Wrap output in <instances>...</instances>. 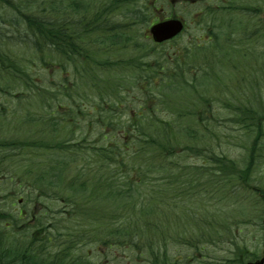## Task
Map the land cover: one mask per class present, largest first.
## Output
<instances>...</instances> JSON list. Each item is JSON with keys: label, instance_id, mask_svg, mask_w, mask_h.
Wrapping results in <instances>:
<instances>
[{"label": "rangeland", "instance_id": "1", "mask_svg": "<svg viewBox=\"0 0 264 264\" xmlns=\"http://www.w3.org/2000/svg\"><path fill=\"white\" fill-rule=\"evenodd\" d=\"M23 1L28 5L31 4L29 10L36 11L38 8L46 6L48 0ZM246 1L248 4L237 8L232 13L209 14L204 18L205 20L194 23L190 19L201 17V13L196 10L202 3H196L184 10L182 4L175 5L171 0H138L139 5L150 7L149 11H146L143 18L136 20L134 27L123 38L126 40L122 39L120 45H117L120 52H116V49L110 50L111 58L121 61L116 70L125 78L121 90L125 109L124 111L118 110L119 113H113L115 123L120 122L118 125L123 122L129 124L131 113L139 111L145 105V101L152 103L145 94L146 91L149 94L150 92L145 87L137 86L136 81L141 77L147 78L151 73L159 74V70L163 72V66L169 69L182 56L184 63L185 61L190 62L185 66L186 69L184 68V81L172 82L171 85L162 84L156 88L155 84H151L150 87L154 88V92L177 97L176 102L181 106L186 100L182 97L185 94L200 92L206 96L207 102L211 103L207 109L210 111L207 114L211 115L213 111L217 116L216 120L214 118L204 120L205 124L212 125L215 132L206 139L210 141L213 137L211 147L216 150V153L232 158V163L229 164L230 168L226 167L228 172L220 173L218 171L219 174H217L210 171L211 175H205L204 170L200 169V183H195L193 189L187 191V197L184 199L179 196L173 197L180 194L172 193L169 190L166 191L169 194L167 199L173 198L168 203V207L163 201L157 200L155 206L150 205L147 208L148 211H152L151 216L156 218H153L155 226L148 231L143 228L141 234L149 237L155 234L159 238V230L167 229L169 233V242L166 246V249L168 248L167 258L169 261H174L175 264L226 261L229 262L227 264H232L231 258L238 264L239 257L238 259L235 257V252L250 250L251 255L255 258L261 254L264 248V150L261 152L263 157L255 165L256 169L250 172L251 168L247 172L249 150L255 135L243 129L237 122V116L234 117V114L238 112L236 106L239 108L242 102L246 103L249 99L252 101L249 106L253 105V108L260 112L258 116H264V11L261 10L264 8V4H262V0H254L256 5L253 3L250 5L251 0ZM7 6V0L0 2L1 35L11 34L16 29L11 21L16 20L17 16ZM58 6H61V3ZM180 9L187 11L185 17L189 21L186 29L174 40L155 45L148 33L150 21L155 17L167 16L173 10L177 12ZM228 12L231 11L228 10ZM246 18L248 21H245ZM18 45L23 44L12 39L9 41V46L12 49ZM110 45L111 43L108 41L104 46L101 44L100 52L108 51ZM140 45L143 46L145 52L141 61L139 60V57L142 56ZM27 56L28 58L30 56V71L32 79L35 81L34 86H38L44 97L34 92H26L22 96L24 86L15 88L11 84L7 87L4 78L0 81V141L4 144L3 147H0V164H3L6 169L0 173V218L9 219L0 220V223H12L13 218H17L18 211L21 209L28 210L29 217L38 208V213H41L40 217L46 218L44 219L45 223L52 219H60L63 224L68 223L69 220L74 224L81 221L82 218H75L72 215L71 218L68 217L67 213L71 205H67L60 197L62 192L65 198L71 195L72 190H70L69 184L55 181L54 178H47V176L41 177L42 181L36 185L44 187L41 192L43 195L38 197L37 202L36 199H33L31 202L25 201L24 203L20 202V198L27 194L23 191L27 187L25 185L17 186L14 176L17 179L22 176L26 177L25 174L31 166L36 170L35 167L48 158L52 159V156L57 154L56 152L43 153L39 149H32L31 147L38 141H52L57 133L71 137L80 134L81 137H86L87 145L93 148L96 142L98 144L96 140H100L101 133L105 131L107 136H110L111 129H103L104 124L95 127L94 118L91 121V116L88 114L85 117L78 116L76 107L74 105L70 107V100L72 102H77L78 99L84 100L79 93H75L73 97L68 96V92L73 90L71 86H74L77 92H87L88 103L86 100L85 102L88 108L85 109L86 113L90 110L89 106L92 100V95L89 93H93L75 77V62L66 63L68 66L61 63L60 66L52 61L42 63L32 54ZM193 59L197 65L196 68L190 66ZM80 61L86 62V60ZM146 64L149 66L146 67ZM146 78H141L138 83L140 84ZM60 83L59 90L56 84ZM77 83L81 84L80 86L83 88L78 87ZM254 88L260 92L252 93ZM57 91H59L58 96ZM105 99L108 100L109 97ZM115 99V97H111L108 101L109 105ZM183 104L188 106L187 101ZM104 106L106 105L104 104ZM186 106L182 108H186ZM158 108L162 107L158 106ZM157 111L159 117L166 118L173 115L171 111ZM107 114L109 115L108 112ZM72 118H76L75 124L74 122L67 124ZM261 123L264 125V122ZM73 127L76 128L72 136ZM215 135L217 142L213 143ZM192 142H198V139L194 138ZM34 150L36 157L30 158ZM79 157L82 156L76 155V157L68 158L69 172L72 173L75 160L76 163H79ZM195 160V157L190 155L187 162L191 164ZM35 162L36 164L33 165ZM155 176H158L156 178L160 177L159 173L152 175L151 172V178H148L146 188L153 190L152 188L155 187L157 190L161 186L158 184L162 182L161 177L155 179ZM87 185L91 186L89 182ZM15 189L18 190L14 194L12 191ZM253 190H256L258 194L252 195L251 191ZM32 193L40 194L37 190ZM105 193L100 194L99 192L100 195L87 202L90 205H106L109 209L121 206L122 202L124 204V195L107 196L108 192L105 191ZM174 199L176 202H173ZM74 201L83 205L79 196ZM60 210L62 211L60 212ZM123 219L113 218L118 222ZM84 220L87 219L84 218ZM137 220L140 224L144 223L141 218H135V221ZM23 223L24 219H20L17 222V227L20 228ZM213 224L214 228H212ZM33 229L32 225L26 230L31 232ZM96 233L105 239L106 235L111 234L112 231L107 226H101ZM12 235L15 238V234L12 233ZM176 236L185 241L186 238H190L195 244L200 241V244L192 247L183 242H174L173 238ZM84 251L86 258L93 263L152 264L151 258L144 254L143 250L135 248L119 245H94L87 246ZM203 257L206 259L202 260Z\"/></svg>", "mask_w": 264, "mask_h": 264}, {"label": "trees", "instance_id": "2", "mask_svg": "<svg viewBox=\"0 0 264 264\" xmlns=\"http://www.w3.org/2000/svg\"><path fill=\"white\" fill-rule=\"evenodd\" d=\"M7 2L8 9L16 14L17 19L11 21L16 28L11 34L1 35L0 31V81L4 78L7 87L11 84L15 88L34 86L35 83L31 82L34 80L30 71V56L28 58L27 55L32 54L42 63L57 61L67 65L68 62H75V77L93 92L89 95H92L91 117L94 118L95 127L104 124L103 129H111V134L107 136L103 131L100 140H96L98 144L96 142L93 148L87 145L85 139L72 147L60 144L58 158H48L35 167L39 173L33 182L35 188L44 190V187L36 185L44 176L69 184L71 195L65 198L64 193L59 192L60 197L67 205H71L68 217L82 219L74 224L71 220L63 224L60 219L45 223L46 218L38 216L34 223L36 229L31 232L15 231L13 227L7 233L4 227L0 228V264H105L93 263L86 258L84 249L94 245L135 248L149 255L152 264L172 263L168 262L167 252L160 250L169 242L167 229L159 230V238L155 234L150 237L141 234L143 228L148 231L155 226L156 218L151 216L152 211L147 208L150 205L155 206L157 200L163 201L168 207L173 197L184 199L187 197V191H191L195 183H200V169L204 166L197 161L189 164L187 160L190 155L203 157L205 163L208 164L209 161L220 170L227 166L230 168L226 158L215 154L214 149L210 147L211 142L208 143L206 139L214 133L202 120L217 119L215 112L207 114L211 105L207 102L208 98L200 92H191L182 96L186 99L183 103L187 101L188 106L183 103L181 106L176 102L177 97L154 92V88L150 87L151 84H155L156 88L162 84L171 85L172 82L184 81V68L190 62L184 63L183 57L180 56V61L176 60L169 69L163 66V72L159 70V74L151 73L147 78L141 77L146 79L140 84L139 78L136 81L137 86L145 87L150 92L149 94L146 91L145 94L152 103L145 101L139 111L131 113V124L119 126L120 122L115 123L113 113L125 109L124 97L121 96L125 78L116 70L121 61L112 59L110 50L116 49V52H120L117 45H120L125 34L134 27L136 20L146 15L149 8H138V0H48L42 10L38 8L33 11L29 10L31 4L28 5L23 0ZM59 3L61 6H58ZM11 39L22 42L23 45L12 49L9 46ZM106 41L111 43L108 51L100 52V45L104 46ZM140 52L141 61L145 54L142 45ZM194 59L190 66L196 68ZM147 66L149 65L146 64ZM80 85L77 83L78 87L83 88ZM27 89L29 93H39L44 97L39 88L37 91ZM75 93H79L84 100H70L69 105L76 107L78 116L85 117L88 114L85 110L88 108L85 102H88V94L86 91L77 92L74 87L68 92V96L73 97ZM107 97L108 100L105 99ZM111 97L116 99L109 105ZM244 103L242 102L239 108L236 106L238 123L248 131H257V134L264 135L263 124L261 126L259 123L264 116H258L260 112L255 110L253 105L249 106V103L252 104L250 99ZM159 105L161 110L171 111L173 115L157 120L155 115ZM185 106L186 108H182ZM115 129L119 131L114 133ZM194 138H197L198 142H192ZM2 144L0 141V146ZM76 155L82 157L78 158L79 163L74 161L75 166L71 173L68 170V158ZM33 168L31 166L25 175L31 173ZM4 170L6 169L3 164H0V172ZM151 172L152 175L159 173L162 179L157 190L155 187L153 190L145 187L148 186ZM156 177L158 176H155V179H160ZM169 190L180 195L167 199L169 194L166 191ZM105 191L108 192L107 196L124 195V204L122 202L121 206L109 209L106 205H90L87 202L97 195L106 194ZM77 196L81 197L83 207L74 201ZM173 202H176V199ZM113 218L124 219L118 222ZM135 218H141L144 223H138ZM90 219L93 221H89ZM101 226H107L112 231L105 239L96 233ZM214 227L213 224L212 228ZM185 244L199 246L200 241L195 244L190 238H186Z\"/></svg>", "mask_w": 264, "mask_h": 264}, {"label": "flooded vegetation", "instance_id": "3", "mask_svg": "<svg viewBox=\"0 0 264 264\" xmlns=\"http://www.w3.org/2000/svg\"><path fill=\"white\" fill-rule=\"evenodd\" d=\"M172 3L175 5L177 4H182L184 10L187 9V7L193 6L196 3H202L199 9L196 10V12L201 13V17L196 19V18H191L190 21L194 23H200L201 21L205 20L207 15L209 14H229L237 10V8L244 7V5L248 4L246 0H171ZM254 0L250 1V5L253 3V5H256ZM262 4H264V0L261 1ZM257 3V2H256ZM250 8H253L252 6H248ZM228 10L231 11L228 13ZM262 11H264V8H261ZM170 12L168 17H173L177 16L180 17L184 20L185 25L187 26L189 19L185 17L187 14V11H183V9H180V11ZM251 11V10H250ZM252 12V11H251ZM240 13V12H239ZM163 17H159L158 19H161ZM264 222V219H263ZM264 229V227H263ZM237 251V249H235ZM247 250V252H244V250L239 251V253H235V257L238 259L239 257V262L238 264H255V261L259 258V256L253 258V256L250 254ZM235 264V262H234Z\"/></svg>", "mask_w": 264, "mask_h": 264}, {"label": "water", "instance_id": "4", "mask_svg": "<svg viewBox=\"0 0 264 264\" xmlns=\"http://www.w3.org/2000/svg\"><path fill=\"white\" fill-rule=\"evenodd\" d=\"M183 29L182 21L178 19H169L158 24H155L151 28V33L153 38L157 42H163L167 39H170L180 33ZM260 263H264V257L260 261Z\"/></svg>", "mask_w": 264, "mask_h": 264}]
</instances>
